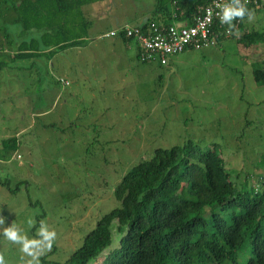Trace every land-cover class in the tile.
I'll return each instance as SVG.
<instances>
[{"label":"rangeland","instance_id":"obj_1","mask_svg":"<svg viewBox=\"0 0 264 264\" xmlns=\"http://www.w3.org/2000/svg\"><path fill=\"white\" fill-rule=\"evenodd\" d=\"M17 1L0 0V183L8 181V187L0 186V217L5 220L0 231L14 224L33 239L29 230L36 223L35 216L49 214L41 220L57 232L58 239L51 251L40 257V264L62 262L78 248L96 221L119 206L113 191L122 178L140 162L151 159L157 148L192 143L205 152L216 147L224 153L234 177L235 173L264 174V88L253 74L264 69V44L245 47L230 40L221 47L185 52L174 58L169 68L153 65L154 71L142 68L139 72L127 66L119 49L110 50L97 35L146 20L155 0L94 3L83 8L94 39L82 56L90 62L92 54L107 57L102 67L109 72L108 81L105 86L93 82L87 87L67 88L77 98L58 105L50 118L36 120L35 112L49 109L54 101L53 84L64 87L58 83L59 75L66 73L71 78L65 60L75 54L71 50L50 63L42 58L14 60L11 49L16 50L20 40L38 35L12 25L10 8ZM247 22V28L264 31V10ZM8 34L14 41L12 48L5 45ZM118 57L122 60L115 61ZM91 92L97 94L93 112L105 113L106 109L105 125L114 119V134L120 133L119 138L106 133L99 141L83 135L86 123L77 130L70 125L67 117L77 111L74 107L91 100ZM51 119H58L56 127L43 129L42 123ZM131 128L143 138L122 134L134 133ZM10 139L17 140V151H5ZM259 153L262 162H258ZM257 165L261 170L254 171ZM0 255L7 264H23L29 259L19 245L3 236Z\"/></svg>","mask_w":264,"mask_h":264},{"label":"trees","instance_id":"obj_2","mask_svg":"<svg viewBox=\"0 0 264 264\" xmlns=\"http://www.w3.org/2000/svg\"><path fill=\"white\" fill-rule=\"evenodd\" d=\"M103 1L108 0L13 2L12 25L24 32L37 31L38 35L29 41L20 40L10 56L13 53L14 60L42 58L50 63L67 50L85 45L92 25L83 8ZM210 1L155 0L150 17L119 28L145 29L152 23L170 26L175 13L178 20L189 21L199 7ZM263 10L264 2L260 10L254 11L255 16ZM247 23L245 17L239 34L234 31L227 36L226 30H221L217 44L210 48L230 40L245 47L264 44V31L247 28ZM116 37L137 45L123 32ZM8 40L5 45L12 48L11 34ZM137 48L139 51L138 45ZM188 51L195 50L188 47L181 54ZM154 62L157 61L144 64ZM253 74L256 83L264 88V69H256ZM62 81L66 80L60 79L59 83L66 85ZM54 127L56 124L44 128ZM6 144L5 151L18 148L16 139ZM211 148L204 152L189 143L155 149L151 159L134 166L115 187L113 194L119 206L98 219L82 244L55 264H264V174L235 173L234 177L224 153ZM262 153L257 156L258 162H262ZM255 170L261 167L257 165ZM6 182L0 186L8 187ZM45 215L49 217L46 213L35 216L36 223L29 230L34 238H38ZM52 252H57L56 246Z\"/></svg>","mask_w":264,"mask_h":264},{"label":"crops","instance_id":"obj_3","mask_svg":"<svg viewBox=\"0 0 264 264\" xmlns=\"http://www.w3.org/2000/svg\"><path fill=\"white\" fill-rule=\"evenodd\" d=\"M256 17V16H255ZM248 24V23H247ZM122 26V25H120ZM120 26L113 28V29H108L107 31H104L102 33H98L97 35V39L101 40L103 43V45H106L104 43H108L109 49L114 50L115 49H119L121 51V55L119 54V56H125L127 59V66H129L132 69H136L137 71L141 72L143 71L142 68H150L154 71V67L158 66L159 63L154 62V63H149V64H144L142 62L139 61L138 59V48L137 45L134 43H128L125 40H123L120 37H111V36H106L108 33H110L111 31H114L115 29L119 28ZM94 39V38H93ZM91 38V34L89 36V38L87 39V41L85 42V45L79 47V48H74V49H69L67 50L65 53L73 50V53L75 55H73V57H71L70 59H66V64L69 66L68 69V73L72 74L71 78H69L66 73H62V75H59V80L63 79L66 80L68 82H70L69 86L64 85L63 88H60L59 85L57 84H53L52 90L54 92V101L52 102V105L49 107V109H43V110H39L36 111V120H43V119H47L50 118V116H52L54 114V112L57 110L58 105L60 106L65 105L67 103H69L68 99L69 98H73L76 99L77 95L75 93H72L71 90H67V88H70L72 86H75V88L77 86H80L81 84L85 85L86 87L89 85V83H93L96 82L98 83L100 86H105L106 82L108 81L107 78V71H105L103 69V63L105 61V59H108L107 57H99L94 56L93 54L91 55V59L92 61H88V59L86 57H83L82 55L85 53L83 52V50L88 51L87 49L90 47V41L93 42V40ZM104 40V41H103ZM134 53V54H133ZM115 56V58L118 56V53L114 52L113 53ZM60 56V55H59ZM58 57V56H57ZM177 58V57H175ZM104 59V60H103ZM118 60H122V57H118V59H116L115 61ZM114 61V60H113ZM174 61V58H172L170 60V63L168 66H166L167 68H169L171 66V63ZM115 62H113V65L116 66V64H114ZM118 63V62H116ZM156 65V66H153ZM90 66V68H88ZM97 66V68H96ZM55 65H52V68H54ZM126 69H124L123 71H125ZM98 74H102V76L100 77V75ZM73 75L76 76L73 78ZM55 77H57V75H55ZM105 77V78H104ZM59 83V81H58ZM102 83V84H100ZM97 94H93V92H91L90 101H85L84 103H82L83 107H74L75 109H77V111L75 113H73L72 116H68L67 120H69L70 125L72 127L75 128V130L78 129V126L81 123H86L84 126L85 129V137H90L93 139H97V140H101L107 133V135H110L111 137L115 138H119L120 133H116L114 134V129H115V121L114 119H111V121H108V126L106 127L105 123L107 120V113L108 111H106L105 109V113L100 112V111H95V113L93 112V99H96ZM64 99H67V101H64ZM56 102H59V104L56 105ZM77 104L76 102H74V105ZM109 110V109H108ZM44 121V120H43ZM52 121V122H50ZM49 122L45 123L43 122L41 127L43 129H45L44 127H46L49 124H57L58 123V119H51ZM112 130L111 132L105 131V130ZM132 132L134 133H122L124 135H126L128 138H143V135L140 133H137L136 130L134 128H131ZM144 128L142 127L141 130H143ZM137 133V134H136Z\"/></svg>","mask_w":264,"mask_h":264},{"label":"built area","instance_id":"obj_4","mask_svg":"<svg viewBox=\"0 0 264 264\" xmlns=\"http://www.w3.org/2000/svg\"><path fill=\"white\" fill-rule=\"evenodd\" d=\"M217 2L227 3L228 0H217ZM263 2L264 0H247V8L251 7L252 10L258 11L263 7ZM219 11L220 9L211 0L207 6L199 7L189 21L178 20V14L175 13L173 15L175 21L170 26L155 23L145 29L125 26L111 31L106 36L116 37L119 32H123L127 39L136 41L141 62L157 61L161 65L168 66L171 58L178 56L188 47L200 51L215 46L221 30L225 29L227 36L231 34L228 25L220 23L217 16ZM242 22L234 21L237 34ZM62 82L69 85L67 81Z\"/></svg>","mask_w":264,"mask_h":264},{"label":"clouds","instance_id":"obj_5","mask_svg":"<svg viewBox=\"0 0 264 264\" xmlns=\"http://www.w3.org/2000/svg\"><path fill=\"white\" fill-rule=\"evenodd\" d=\"M215 6L220 9L217 13L221 24L228 25V31L232 33L236 31V24L234 21H243L245 17L249 22H252L255 18L254 10L247 8V0H228L227 3L217 2L213 0ZM5 220L0 217V225H4ZM29 226H32L33 221L28 220ZM0 236L10 241L13 244L19 245L20 250L29 259L25 260L23 264H40V257L47 251H51L53 245L58 239L57 232L54 229H50L44 222H40V227L37 231V238L29 239L24 234L22 229L15 227L12 224L9 227H4L0 231ZM0 264H7L3 255H0Z\"/></svg>","mask_w":264,"mask_h":264}]
</instances>
